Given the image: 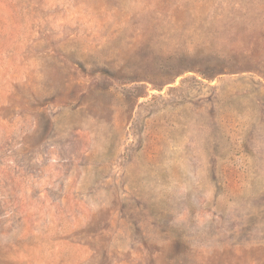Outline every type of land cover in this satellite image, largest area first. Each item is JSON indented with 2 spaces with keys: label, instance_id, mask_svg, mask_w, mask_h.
I'll return each instance as SVG.
<instances>
[{
  "label": "rangeland",
  "instance_id": "1",
  "mask_svg": "<svg viewBox=\"0 0 264 264\" xmlns=\"http://www.w3.org/2000/svg\"><path fill=\"white\" fill-rule=\"evenodd\" d=\"M0 264H264V0H0Z\"/></svg>",
  "mask_w": 264,
  "mask_h": 264
}]
</instances>
